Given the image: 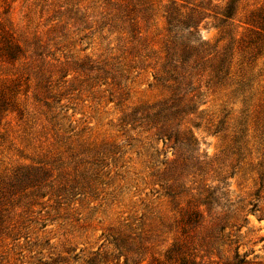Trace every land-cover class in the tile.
I'll return each mask as SVG.
<instances>
[{
  "label": "trees",
  "instance_id": "trees-1",
  "mask_svg": "<svg viewBox=\"0 0 264 264\" xmlns=\"http://www.w3.org/2000/svg\"><path fill=\"white\" fill-rule=\"evenodd\" d=\"M214 1L103 0L99 21L73 12L67 19H73L77 30H91L93 22L91 34L106 28L107 37L114 35L104 55L97 57L56 55L38 37L19 39L8 17H1L0 124L15 113L19 128L9 138L6 121L0 139L28 163L0 179V264L15 257L23 264V247L36 233L35 224L43 226L39 217L48 202L68 208L85 197L97 199L110 165L132 140L144 152L141 183L157 187L155 193L161 191L177 212L173 240L162 256L145 262L143 234L107 233L84 264H251L247 252L240 253L241 229L251 213L260 212L258 219H264V207L230 195L227 177L206 161L185 120L200 106L202 87L227 91L239 106L228 152L237 159L250 155L253 141L255 163L250 167L258 180L254 196L264 198V68L254 71L258 59L264 65V6L245 16L247 32L238 42L218 49L201 39L200 15L232 20L241 0H221V7ZM235 53L241 58L232 70ZM145 71L151 77L149 89L160 98L136 104L130 101L132 84ZM80 97L88 107L102 102L118 111L115 126L126 144L78 137L74 114L68 111L71 100ZM231 112L221 109L216 131L223 129ZM66 253L40 256L30 264H71L73 257Z\"/></svg>",
  "mask_w": 264,
  "mask_h": 264
},
{
  "label": "rangeland",
  "instance_id": "rangeland-1",
  "mask_svg": "<svg viewBox=\"0 0 264 264\" xmlns=\"http://www.w3.org/2000/svg\"><path fill=\"white\" fill-rule=\"evenodd\" d=\"M158 1L166 2L155 0ZM214 3L217 7L224 5L221 0H215ZM103 4V0H0V19L8 17L19 39L32 41L38 37L42 44L49 43L50 50H56V55L75 53L80 58L87 54L97 57L104 55L108 41L114 35L107 37L106 28L91 34L96 27L93 22L91 30H77L73 19L67 18L78 11L79 14L95 16L94 19L99 21L98 12ZM262 6L264 0H241L237 14L227 21L218 15L203 12L198 26L201 39L218 49L231 41L238 42L247 32V26L243 23L245 16L251 10ZM66 9L70 13L63 14ZM52 27L56 29L51 31ZM55 42L59 44L53 46ZM240 58L239 53H235L232 70L237 67L236 63ZM257 67L264 68L262 59L257 60L255 72ZM243 68L246 69L247 66L244 65ZM150 80L149 71L141 72L134 78L131 102L150 103L160 98L156 90L149 89ZM202 90L201 104L185 120V125L192 130L206 161H211L213 167L222 169V175L227 177L230 195L242 199L244 203L264 207V198L260 196L257 199L254 196L258 180L255 171L250 167L251 163H255L253 141L248 145L251 149L250 155L243 154L237 159L235 154L228 152L233 134L232 118L239 106L232 103L228 92L223 89L202 87ZM67 96L76 97V94ZM82 99L80 97L71 100L72 108L68 111L69 114H74L78 137L88 142L123 143L125 137L120 136L115 126L118 111L115 113L109 106L103 107L102 102L91 108ZM223 107L232 112L224 118L223 129L216 131ZM6 121L9 124L4 128L8 130L9 138H12L19 128V121L15 113L5 117L0 124V133L3 132L2 127ZM143 141L142 145H145V140ZM130 143L131 146L125 145L121 148V152L125 153L110 165L112 169L103 178L102 182L105 184H101L98 189L97 199L85 197L71 203L68 208L55 207L52 201L48 202L50 206L39 217L43 226L35 224L36 233L31 236L25 248L23 247V264L36 262L40 256L67 255V251L73 257L71 264H84L83 260L103 243L107 233L116 234L118 231L130 236H134L135 232L143 234L145 239L142 243L146 248L142 254L145 262H149L154 256L163 255L175 234L173 221L177 212L172 210L171 204L162 196L161 191L155 193L157 187L154 190L152 186L141 183L145 159L140 153L144 152L140 143L134 140ZM7 144L0 139V179L16 165L28 163L14 148H8ZM18 147L23 149L20 145ZM23 154L30 156V151L23 149ZM260 215V212L249 214L248 224L241 229L240 253L247 252V259L251 264H264V219L259 220ZM226 256L230 259L232 251ZM15 258L11 259L10 264H20Z\"/></svg>",
  "mask_w": 264,
  "mask_h": 264
}]
</instances>
